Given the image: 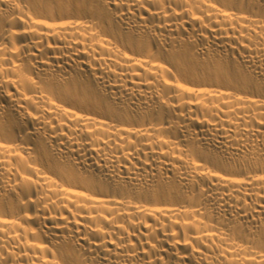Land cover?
Instances as JSON below:
<instances>
[{
    "label": "bare ground",
    "instance_id": "1",
    "mask_svg": "<svg viewBox=\"0 0 264 264\" xmlns=\"http://www.w3.org/2000/svg\"><path fill=\"white\" fill-rule=\"evenodd\" d=\"M0 264H264V0H0Z\"/></svg>",
    "mask_w": 264,
    "mask_h": 264
}]
</instances>
